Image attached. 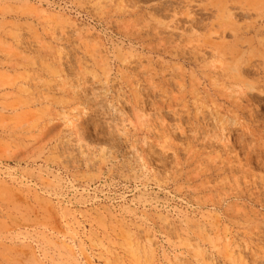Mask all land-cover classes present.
Returning <instances> with one entry per match:
<instances>
[{"label": "rangeland", "instance_id": "obj_1", "mask_svg": "<svg viewBox=\"0 0 264 264\" xmlns=\"http://www.w3.org/2000/svg\"><path fill=\"white\" fill-rule=\"evenodd\" d=\"M0 264H264V0H0Z\"/></svg>", "mask_w": 264, "mask_h": 264}, {"label": "bare ground", "instance_id": "obj_2", "mask_svg": "<svg viewBox=\"0 0 264 264\" xmlns=\"http://www.w3.org/2000/svg\"><path fill=\"white\" fill-rule=\"evenodd\" d=\"M222 27V26H221ZM246 33V32H245Z\"/></svg>", "mask_w": 264, "mask_h": 264}]
</instances>
